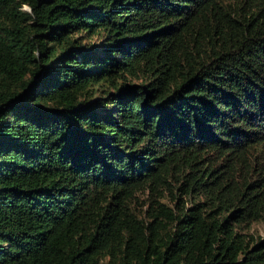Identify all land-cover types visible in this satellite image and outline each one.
<instances>
[{"label": "trees", "instance_id": "1", "mask_svg": "<svg viewBox=\"0 0 264 264\" xmlns=\"http://www.w3.org/2000/svg\"><path fill=\"white\" fill-rule=\"evenodd\" d=\"M264 0H0V264H264Z\"/></svg>", "mask_w": 264, "mask_h": 264}, {"label": "rangeland", "instance_id": "2", "mask_svg": "<svg viewBox=\"0 0 264 264\" xmlns=\"http://www.w3.org/2000/svg\"><path fill=\"white\" fill-rule=\"evenodd\" d=\"M250 233L253 235H264V225L262 223H256L252 226Z\"/></svg>", "mask_w": 264, "mask_h": 264}]
</instances>
